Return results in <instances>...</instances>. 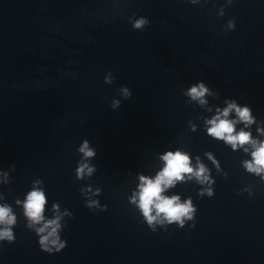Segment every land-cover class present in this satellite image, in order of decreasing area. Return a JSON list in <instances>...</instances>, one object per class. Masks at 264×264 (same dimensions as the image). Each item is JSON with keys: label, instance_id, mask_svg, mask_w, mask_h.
Listing matches in <instances>:
<instances>
[{"label": "water", "instance_id": "95a60500", "mask_svg": "<svg viewBox=\"0 0 264 264\" xmlns=\"http://www.w3.org/2000/svg\"><path fill=\"white\" fill-rule=\"evenodd\" d=\"M223 2L0 0V168L15 165L0 191L11 203L39 177L49 203L72 213L61 233L67 246L51 255L18 214L0 264H264V184L240 167L242 153L204 135L202 110L180 94L203 80L218 93L210 103L235 98L264 120V0H233L217 17ZM133 13L150 23L132 29ZM230 18L235 28L224 33ZM121 85L132 95L113 110ZM81 139L96 147L97 171L75 181ZM170 147L210 168L203 152L211 151L227 175L212 170L211 198H198L194 181L178 184L172 191L196 206L194 227L151 232L126 196L135 174H152ZM87 183L101 188L105 211L85 206L78 189Z\"/></svg>", "mask_w": 264, "mask_h": 264}, {"label": "clouds", "instance_id": "9594fccd", "mask_svg": "<svg viewBox=\"0 0 264 264\" xmlns=\"http://www.w3.org/2000/svg\"><path fill=\"white\" fill-rule=\"evenodd\" d=\"M186 2L190 5H202L209 0ZM232 3L233 0H224L219 5L216 16L222 17L225 7ZM127 20L134 30H142L150 23L147 17L137 16L135 13L129 15ZM234 28L235 22L230 18L222 26V31L227 33ZM102 79L105 84H111L115 79L112 70H106ZM180 94L185 98V103L202 110L196 119L201 122L204 135L221 142L233 152L242 153L244 158L239 161L240 167L264 184V120L257 119L248 104L238 103L235 98L225 97L220 103H210L209 97L218 99V93L203 80H196L181 88ZM131 95L130 88L121 85L117 89V95L111 98L109 107L117 109L121 100H127ZM187 126L189 131H197L198 125L192 120L187 121ZM75 152L78 159L72 175L75 181L86 180L97 171V165L93 162L97 149L88 139H81ZM203 157L210 162L211 168L203 162L201 155L190 153L181 147H170L157 154L160 163L152 174H135L136 183L129 190L126 201L151 232L166 230L173 224L177 228H183L186 224L190 228L194 227L197 209L192 197L185 196L182 199L179 192L172 190L178 184L194 181L198 186V198H211L214 195L215 179L212 170L215 169L222 175L227 174L223 173L218 159L211 151H204ZM14 169V164H9L6 169L0 168V186L10 183L9 173ZM43 185L41 178L32 179L22 198L14 197L11 203L6 199L5 193L0 191V246L15 242L14 228L18 214L23 219L24 228L35 236L40 251L51 255L61 252L67 246L61 233L65 227V218H71L72 213L67 208L62 209L56 201L49 203ZM78 191L90 211L106 210L107 205L101 204L97 199L101 193L99 186L93 187L87 183ZM240 191L246 192L249 197L253 195L251 186H245Z\"/></svg>", "mask_w": 264, "mask_h": 264}]
</instances>
